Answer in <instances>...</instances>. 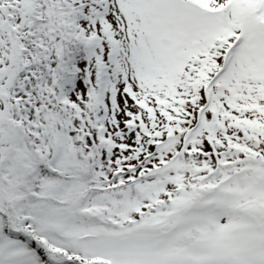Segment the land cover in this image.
<instances>
[{
  "label": "snow or ice",
  "instance_id": "snow-or-ice-1",
  "mask_svg": "<svg viewBox=\"0 0 264 264\" xmlns=\"http://www.w3.org/2000/svg\"><path fill=\"white\" fill-rule=\"evenodd\" d=\"M0 264H264V0H0Z\"/></svg>",
  "mask_w": 264,
  "mask_h": 264
}]
</instances>
